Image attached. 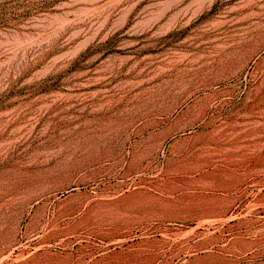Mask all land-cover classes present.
<instances>
[{"label":"rangeland","instance_id":"1","mask_svg":"<svg viewBox=\"0 0 264 264\" xmlns=\"http://www.w3.org/2000/svg\"><path fill=\"white\" fill-rule=\"evenodd\" d=\"M0 264H264V0H0Z\"/></svg>","mask_w":264,"mask_h":264},{"label":"bare ground","instance_id":"2","mask_svg":"<svg viewBox=\"0 0 264 264\" xmlns=\"http://www.w3.org/2000/svg\"><path fill=\"white\" fill-rule=\"evenodd\" d=\"M245 43L247 44V41H245ZM245 43L243 44V43L239 42L236 46L232 47L230 49L229 54H228V58L233 59L236 56L239 48L243 47L245 45ZM196 60H198V59H196ZM195 63H196V61H195ZM142 153H144V151H141L139 153V155H141ZM69 172L70 171L66 170V169L48 170V171L42 172L39 175L33 177L32 179H29V181L26 183V189H28V190L29 189H40V190H42L41 193L46 192L54 180L66 176ZM77 210H81L80 212L83 213L81 220L82 219L87 220L88 222L93 223L99 227H102L103 225H105L106 223H108L110 221L109 217H111V215L102 206V204L95 206L89 202L85 203V204L81 203V202L70 204L69 206L64 208V214L69 215V214H71ZM51 223L53 224V226L56 225L58 223V219L57 218L53 219L51 221Z\"/></svg>","mask_w":264,"mask_h":264}]
</instances>
